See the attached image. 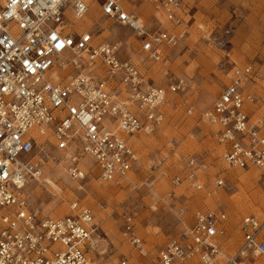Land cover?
<instances>
[{"label":"built area","instance_id":"1","mask_svg":"<svg viewBox=\"0 0 264 264\" xmlns=\"http://www.w3.org/2000/svg\"><path fill=\"white\" fill-rule=\"evenodd\" d=\"M152 4L168 27L147 29L120 0L99 7L157 61L162 48L179 44L185 22L181 0ZM88 10V0H0V264H137L133 255L108 263L90 258L94 215L78 198L67 214L50 217L30 207L23 191L49 160L62 163L79 190L91 174L102 183L128 181L138 164L133 138L158 129L169 95L181 88L180 79H169L166 87L149 84L135 63L120 58V41L72 34L67 18L81 20ZM256 79L251 64H234L229 83L201 119L214 127L224 164L259 169L264 190V95L256 93ZM84 157L92 160L90 168L83 167ZM205 168L203 159L188 157L184 176L171 183L200 189L198 172ZM224 184L217 175L215 185ZM123 221L136 257H146L133 215L125 212ZM230 225L224 210H196L157 250L153 264H264V216L243 215L235 244Z\"/></svg>","mask_w":264,"mask_h":264},{"label":"rangeland","instance_id":"2","mask_svg":"<svg viewBox=\"0 0 264 264\" xmlns=\"http://www.w3.org/2000/svg\"><path fill=\"white\" fill-rule=\"evenodd\" d=\"M102 1L89 2L88 13L81 20L67 18L72 34L87 31L98 42L120 41V58L135 63L149 84L166 87L169 79H180L181 88L169 95L164 122L153 133L141 135L144 146L135 148L138 164L128 181L102 183L91 174L82 190L76 183H66L63 191L57 193L39 180H29L23 188L29 206L47 216L57 209L64 216L74 198L90 207L94 215V245L89 256L103 263L133 255L137 264H153L157 250L177 235L184 223L191 222L198 209L224 210L231 224V242L235 244L236 225L243 215L264 216L262 176L259 172L248 179L254 168L233 169L236 178L228 176L221 165V148L214 138V127L202 120L201 114L229 83L234 64L252 65L257 73L254 89L264 95V0H181L184 37L176 47L162 48L159 60L149 62L129 30L101 15ZM120 1L143 19L147 29L158 27L152 17V0ZM158 15L162 21V13ZM105 27L121 29L119 37H100ZM133 56H141L144 61L140 64ZM188 107L191 114L187 113ZM47 151L57 156L51 148L47 147ZM188 157L205 161L206 168L198 172L200 189L187 181L171 183L173 176H184ZM56 164L53 160L44 161L42 169L56 168ZM82 164L90 168L92 160L88 158ZM217 175L224 179L223 186L215 185ZM36 188H40L39 194ZM213 195L217 199L210 200ZM125 212L134 217L135 231L147 250L144 258L136 257L123 236Z\"/></svg>","mask_w":264,"mask_h":264},{"label":"bare ground","instance_id":"3","mask_svg":"<svg viewBox=\"0 0 264 264\" xmlns=\"http://www.w3.org/2000/svg\"><path fill=\"white\" fill-rule=\"evenodd\" d=\"M88 2H92V0H88ZM157 13V12H156ZM159 16V15H158ZM121 32V29H114V28H107L105 27L104 31L102 34H100V37L102 38H105V37H108V36H111V37H119V34ZM134 57V60L138 63H142L144 61V58L141 57V56H133ZM149 58L147 59V62H149ZM167 105V104H166ZM143 134H139V135H136L132 142H133V147H134V150H135V153L138 155L137 153V149L135 148H138L139 146H144V143H143V136H141ZM144 135H149V134H144ZM38 139H40L41 141H43V138L41 137H38ZM85 161H88V157H84L83 158V162ZM82 162V163H83ZM84 168L87 166H85V164H83ZM221 165L223 167L226 168L227 170V173H228V176L230 178H236L237 176V173L232 169V168H229L227 165L224 164V162L222 161L221 162ZM56 168H54L53 166H51L50 168H46L44 167L42 170H41V176L38 178L39 182L42 183L46 188H52L53 190H55L57 193H60L63 191V188H65V184H70L71 186H74L75 182L72 181L65 173V170H64V166L62 163L60 164H56ZM85 168V169H86ZM252 169V168H251ZM256 169V170H255ZM248 170V169H247ZM259 172L260 170L257 169V168H254L252 169L248 175H247V178L248 179H253L255 178L257 175H259ZM36 194H39L40 193V188H36L35 190ZM264 192V191H263ZM215 197V198H214ZM198 198V197H196ZM195 200H198L196 199ZM262 199H264V193L261 197ZM211 199H217L215 195L213 196H210V200ZM54 214L56 216L60 215V209H57V211L55 212H52L49 216L50 217H54ZM62 216V215H60ZM94 245V244H93Z\"/></svg>","mask_w":264,"mask_h":264},{"label":"crops","instance_id":"4","mask_svg":"<svg viewBox=\"0 0 264 264\" xmlns=\"http://www.w3.org/2000/svg\"><path fill=\"white\" fill-rule=\"evenodd\" d=\"M153 5V4H152ZM153 7V9H154V13H152L153 15H152V17L154 18V20H156L157 21V23H158V25L159 24H161V25H164L165 27H168L167 25V23L165 22V24L164 23H162V21L164 20V18L162 19V21L159 19V17H158V14H160L161 12L158 10V9H156L155 7H154V5L152 6ZM157 12V13H156ZM165 21V20H164ZM125 28V27H124ZM127 29V28H126ZM128 30V29H127ZM141 52V51H140Z\"/></svg>","mask_w":264,"mask_h":264},{"label":"snow or ice","instance_id":"5","mask_svg":"<svg viewBox=\"0 0 264 264\" xmlns=\"http://www.w3.org/2000/svg\"><path fill=\"white\" fill-rule=\"evenodd\" d=\"M108 11H111V9H108ZM53 39H55V37H53ZM85 39H88V37H85Z\"/></svg>","mask_w":264,"mask_h":264}]
</instances>
